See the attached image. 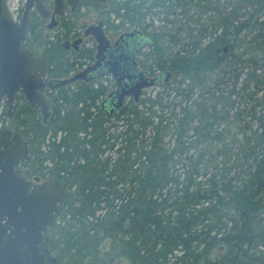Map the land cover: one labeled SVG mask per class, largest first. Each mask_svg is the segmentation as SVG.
<instances>
[{
  "label": "trees",
  "instance_id": "16d2710c",
  "mask_svg": "<svg viewBox=\"0 0 264 264\" xmlns=\"http://www.w3.org/2000/svg\"><path fill=\"white\" fill-rule=\"evenodd\" d=\"M106 6L148 32L154 69L171 77L109 118L95 90L60 93L47 126L31 111L17 114L28 143L21 174L54 177L65 191L46 245L60 264H81L73 249L88 244L94 264L98 255L151 264L170 247L190 248L180 260L202 264L191 244L216 236L261 255L264 0Z\"/></svg>",
  "mask_w": 264,
  "mask_h": 264
},
{
  "label": "flooded vegetation",
  "instance_id": "af4514ba",
  "mask_svg": "<svg viewBox=\"0 0 264 264\" xmlns=\"http://www.w3.org/2000/svg\"><path fill=\"white\" fill-rule=\"evenodd\" d=\"M19 1L21 5L17 7ZM40 2L43 9V16L39 15L35 9V4H33L28 11V30L25 33L23 42L20 44V49L28 51L34 58L43 63L44 68L40 76L41 80L49 82L66 80L80 75L93 67L97 60L98 43L95 39L96 31L100 32L108 46V51L103 53L105 59L104 64L108 62L111 57H118L121 52L114 53V51L111 52V49H114L113 47L115 43L121 37L131 33V28H133L134 32H137L140 35V38H143L144 40V42H138L141 44H138V47L134 51L133 63L136 70L141 72L143 77L147 79L162 76V78L157 80L152 87L142 90L140 97L143 92L153 89L161 82L168 81L171 77V74L168 71L159 72L154 69L150 57L152 55L150 45L153 43V38L148 35V32L142 30L133 21L126 22L123 19L121 20L123 22L120 23L119 20L113 18L107 10L106 0H75L73 7H71L66 0H60L56 6L54 5V0H41ZM24 4L25 0H3L2 12L11 23L17 25L23 12ZM135 42L136 40L133 37L132 39L124 37L123 42L120 45L133 48ZM120 50L123 52L125 51V49ZM118 64L120 65V69H122L124 62H122V59L120 61V57L118 58ZM105 67L103 65V67L96 68L87 76L83 75L81 78H77L70 84L62 87L54 89L44 87L39 93L40 97L47 103V118L44 122L40 108L29 107L23 95L19 93L14 94V100L12 102L14 110L10 111V115L7 113V108L4 106V100L2 99L0 101V130L9 131L11 134L18 133L20 135L21 127L18 125V119L22 116L18 118H16V116L20 111L23 112L25 110L28 111L23 112L26 113V117L31 111L33 112L32 114L39 118V122L42 126H47L49 119L52 116V108L57 100H60L62 95L60 93H74L79 90L82 92L86 90L90 92L94 90L103 92L102 96L96 101L95 107L105 118L111 117L121 109L127 101L131 100L133 102V100L131 98H124L122 106L107 116L105 113L106 104L103 105V108L102 104L114 89L112 88L111 74L105 73V70L108 67L106 64ZM123 81L126 82L127 79H124ZM140 97L138 98V101ZM20 124L22 123L20 122ZM35 178L37 177L29 178L28 180L33 181ZM48 178L54 177L37 179L38 182H42ZM58 184L60 185L59 182ZM61 207L62 205L60 206L59 214L53 226L57 223V219L61 213ZM191 246H193L191 249L194 250L195 254L199 252L200 255H204L205 262L202 264H255V262H258L257 264H264L263 247L260 249L263 251L261 255L250 252V254L245 255L244 253H239L240 248L237 240L232 241L216 236L214 238L196 240ZM46 248L50 253V256L56 259L54 253L47 245ZM91 249L94 250V247L90 246V244L86 245V248L84 249L74 248L73 259L79 262L80 258L82 259V255H84L81 264H94L92 262V258L94 257L87 253V251ZM154 249L157 252L158 249H160V246L156 244ZM186 249L188 252L190 248L170 247L169 251L165 253L163 258L157 259L156 257L155 260H152L151 264H192L190 261L183 263L182 260H180L183 256L185 257ZM96 250L103 251L104 247L100 244L96 247ZM239 256H242L243 258L240 259ZM96 258L99 262H95V264H128L119 261L116 256L104 257L98 255ZM56 261L60 264L57 259ZM133 264L143 263H141L138 258Z\"/></svg>",
  "mask_w": 264,
  "mask_h": 264
},
{
  "label": "water",
  "instance_id": "95a60500",
  "mask_svg": "<svg viewBox=\"0 0 264 264\" xmlns=\"http://www.w3.org/2000/svg\"><path fill=\"white\" fill-rule=\"evenodd\" d=\"M40 1L25 0L22 15L15 25L3 14V0H0V101L4 100L9 115L14 110V94L19 93L24 96L29 107L40 108L44 122L47 118V103L39 95L44 87L54 89L68 85L96 68L105 67V64L108 66L105 73L111 74L114 89L102 104V108L106 104L107 116L122 106L124 98H131L137 103L141 91L152 87L162 78L147 79L136 70L134 51L141 44L138 42L144 40L131 28V33L121 37L111 49L114 53L121 52L118 57H111L104 64L103 53L108 51V46L100 32L96 31L97 60L93 67L66 80H41L43 63L28 51L20 49L28 30V11L31 6L35 4L36 11L43 16ZM66 1L71 7L75 4V0ZM59 2L54 0V5ZM124 37L135 38L133 48L120 45ZM119 57L124 62L122 69L118 64ZM124 79L127 81L124 82ZM26 157L27 143L21 136L0 130V264H58L46 248L44 235L59 214L64 191L55 178L42 182H38L37 178L33 181L26 179L19 170Z\"/></svg>",
  "mask_w": 264,
  "mask_h": 264
},
{
  "label": "rangeland",
  "instance_id": "374dc122",
  "mask_svg": "<svg viewBox=\"0 0 264 264\" xmlns=\"http://www.w3.org/2000/svg\"><path fill=\"white\" fill-rule=\"evenodd\" d=\"M21 5V3H20V1L17 3V7L18 6H20ZM10 7H11V5H10ZM157 88V86L156 87H154L153 89L155 90Z\"/></svg>",
  "mask_w": 264,
  "mask_h": 264
}]
</instances>
